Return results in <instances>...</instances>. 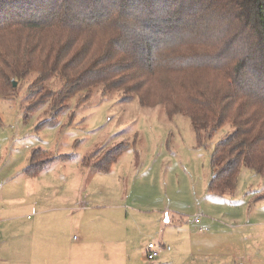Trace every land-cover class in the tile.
Masks as SVG:
<instances>
[{"label": "rangeland", "instance_id": "374dc122", "mask_svg": "<svg viewBox=\"0 0 264 264\" xmlns=\"http://www.w3.org/2000/svg\"><path fill=\"white\" fill-rule=\"evenodd\" d=\"M29 88L0 95V264H264V175L243 168L233 195L208 193L229 125L200 144L189 117L101 89L73 97L51 124L46 107L26 113ZM125 142L109 172L82 166ZM36 149L71 158L31 177ZM150 243L171 251L150 261Z\"/></svg>", "mask_w": 264, "mask_h": 264}, {"label": "trees", "instance_id": "16d2710c", "mask_svg": "<svg viewBox=\"0 0 264 264\" xmlns=\"http://www.w3.org/2000/svg\"><path fill=\"white\" fill-rule=\"evenodd\" d=\"M27 80L26 113L46 107L51 124L101 89L189 117L200 144L229 125L211 195H233L243 168L264 175V0H0V95ZM130 147L96 149L82 166L109 172ZM70 158L36 149L26 174Z\"/></svg>", "mask_w": 264, "mask_h": 264}, {"label": "built area", "instance_id": "2783aa9c", "mask_svg": "<svg viewBox=\"0 0 264 264\" xmlns=\"http://www.w3.org/2000/svg\"><path fill=\"white\" fill-rule=\"evenodd\" d=\"M197 223H199V219L196 220ZM202 231V230H201ZM170 251V247H167L165 245H160V244H155V243H150L147 248V258L150 261H155L158 259L160 253L162 251Z\"/></svg>", "mask_w": 264, "mask_h": 264}, {"label": "crops", "instance_id": "0c3cea01", "mask_svg": "<svg viewBox=\"0 0 264 264\" xmlns=\"http://www.w3.org/2000/svg\"><path fill=\"white\" fill-rule=\"evenodd\" d=\"M69 160H70V159H69ZM69 160H67V161H69ZM59 161H60V160H59ZM81 172H82V174H85V170H82ZM83 176H84V175H83ZM76 177H79V176L77 175ZM35 209H36V208L34 207V208H33V213L35 212ZM0 212H1L2 215H4V214L6 213L5 210H1ZM36 213H37V211L35 212V214H36ZM28 219L31 220V216H29ZM8 223H9V222H7L6 224H8ZM201 223H202V222H199V223L196 222V225H198V224L200 225ZM207 225H210V223L207 224ZM211 225H212V224H211ZM1 227H2V226H1V224H0V229H1ZM170 251H171V250H170ZM170 251H168V252H170Z\"/></svg>", "mask_w": 264, "mask_h": 264}, {"label": "water", "instance_id": "95a60500", "mask_svg": "<svg viewBox=\"0 0 264 264\" xmlns=\"http://www.w3.org/2000/svg\"><path fill=\"white\" fill-rule=\"evenodd\" d=\"M17 86V82H14V87H16Z\"/></svg>", "mask_w": 264, "mask_h": 264}]
</instances>
